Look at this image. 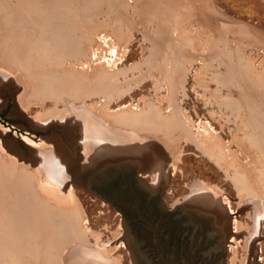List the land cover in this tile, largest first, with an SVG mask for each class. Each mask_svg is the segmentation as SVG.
<instances>
[{
    "label": "rangeland",
    "instance_id": "1",
    "mask_svg": "<svg viewBox=\"0 0 264 264\" xmlns=\"http://www.w3.org/2000/svg\"><path fill=\"white\" fill-rule=\"evenodd\" d=\"M0 1V264H62L74 246L92 264H264V0ZM50 6L60 40L39 46ZM81 120L161 164L101 192L69 181L84 237L64 244L22 187L44 178L37 146L77 156ZM203 184L223 202L213 225L178 206Z\"/></svg>",
    "mask_w": 264,
    "mask_h": 264
},
{
    "label": "bare ground",
    "instance_id": "2",
    "mask_svg": "<svg viewBox=\"0 0 264 264\" xmlns=\"http://www.w3.org/2000/svg\"><path fill=\"white\" fill-rule=\"evenodd\" d=\"M22 1V0H21ZM39 1V0H38ZM43 1V0H41ZM1 2V1H0ZM24 2V1H23ZM47 2L44 0V3ZM51 3V1H48V3ZM54 4L55 3H59L58 0H53ZM2 3V2H1ZM28 3V0L25 2ZM40 3V2H39ZM44 3H42V5L44 6ZM47 4L48 5H50ZM21 4V3H20ZM24 6V3H22ZM29 4V3H28ZM36 4V3H34ZM63 4V3H62ZM141 4V3H140ZM203 4V3H202ZM26 5V4H25ZM30 5V4H29ZM28 5V7H29ZM37 5V4H36ZM41 5V6H42ZM206 5V3H205ZM203 4V6H205ZM31 6V5H30ZM63 6V5H62ZM26 7V6H25ZM46 7V6H45ZM51 8H53L52 6H50ZM208 7V6H207ZM22 8V7H21ZM32 9V7H30ZM29 8V9H30ZM35 8V7H34ZM33 8V9H34ZM49 8V7H47ZM60 8V7H59ZM152 8V7H151ZM206 8V7H205ZM209 8V7H208ZM207 8V9H208ZM30 9V10H31ZM142 9V8H141ZM35 10V9H34ZM61 10V9H60ZM54 11H58V9L53 8L52 11H44L41 13H36V17L32 23L30 27L32 28L34 34L36 35V41L39 42V46L42 44H44V42H46L47 40H50L51 37L55 36V41L60 40V38L58 37L57 33L58 31L54 30L53 28L56 26V24H58L60 21H56L54 20V16H52V12ZM28 12V11H26ZM32 13V11H30ZM36 12V11H35ZM139 12V11H138ZM144 12V11H143ZM34 13V12H33ZM155 15V13H153ZM213 15V14H212ZM25 18V17H24ZM155 18V16H154ZM203 19V18H202ZM157 20V19H155ZM158 21V20H157ZM206 22V21H205ZM203 23V22H202ZM207 24V23H206ZM206 24L204 25L206 28ZM162 25V24H161ZM212 25V24H210ZM228 26V25H227ZM230 26V25H229ZM161 27V26H160ZM218 27V26H217ZM204 28V27H203ZM219 28V27H218ZM232 28V27H231ZM237 28V27H236ZM30 29V28H29ZM162 29V28H161ZM209 29V28H208ZM236 30V29H235ZM165 31V30H163ZM203 31V30H202ZM24 33V32H23ZM25 34V33H24ZM27 34V33H26ZM218 34V33H217ZM23 35V34H22ZM21 35V36H22ZM29 35V34H28ZM161 35V34H160ZM51 36V37H50ZM24 37V35H23ZM27 37V36H26ZM70 39V38H69ZM84 39V38H83ZM86 39V38H85ZM210 41V40H209ZM71 42V41H70ZM69 42V44H70ZM249 42V41H248ZM23 43V42H22ZM84 43V42H83ZM172 43V42H171ZM162 44V43H161ZM160 45V44H158ZM67 46V45H66ZM162 46V45H161ZM161 46H158V48H160ZM207 46V45H206ZM215 46V45H214ZM70 47V46H69ZM156 46H154L155 48ZM181 48V47H180ZM217 48V47H216ZM184 49V48H183ZM182 49V50H183ZM210 49V48H209ZM77 50V49H76ZM156 50V49H154ZM181 50V51H182ZM211 50V49H210ZM159 51V49H158ZM81 53V52H80ZM84 54V53H83ZM182 56V55H181ZM27 59V58H26ZM5 75V73H2ZM63 76V75H62ZM56 77V76H55ZM69 77L68 75H66V78ZM259 77V76H258ZM58 78V77H57ZM69 79V78H68ZM48 80V79H47ZM49 81V80H48ZM33 83V82H32ZM31 83V84H32ZM28 84L29 81H28ZM29 88V87H28ZM46 95V94H45ZM49 97V96H48ZM263 110V109H262ZM261 111V110H260ZM253 115V113H251ZM250 115V114H249ZM248 115V116H249ZM257 116V115H255ZM254 117V115H253ZM150 118V117H149ZM251 118V117H250ZM249 118V119H250ZM258 119V118H257ZM248 120V119H247ZM259 120V119H258ZM82 125H81V134L82 137H79L77 140L80 142V146L82 148H86L87 150L91 148V146H93V151L97 152H103V150H106L105 152H107V150L109 148L114 149L116 145L123 146L125 148L129 147V149L133 150V151H139L142 155H143V161L145 162V166L148 167L147 164V159H149L147 156L148 155H152L151 156V162L149 166H154V168H160V164H161V158L159 157V154H157L155 151L151 150L152 147H150V149L147 148V145H136L133 143H126L125 145L116 143L112 137H110L109 135L105 134V133H101V131L99 129H95L93 122L88 123L87 120H81ZM249 121V120H248ZM261 121V120H260ZM264 121V120H262ZM251 122V121H249ZM248 123V122H247ZM248 125V124H247ZM253 126V125H252ZM251 126V127H252ZM100 128V127H98ZM263 128V127H262ZM102 130V129H101ZM87 136V137H86ZM258 136V135H257ZM260 137V136H259ZM260 139V138H259ZM258 141V140H257ZM40 144V143H39ZM262 145V144H261ZM37 146V145H36ZM43 146V147H42ZM42 146H37V154H38V163L41 166V171H44V178L40 180V185H42L43 189L41 187H37L35 186L34 188L28 189V187H22V189L24 190V192L28 193V196L30 195L33 199L36 200L34 201V205L36 207V211L38 212V215L40 216V219H42V221L44 222L45 225H43L44 227V235H46L45 237L47 238V240H49L51 238V234H54L56 232H63L60 235V242H63L65 244V242L67 241V238H71L69 237V233H67L68 231H72L71 233L74 234L73 238L76 239L78 238L80 241H82L84 236L81 235H76L74 232L77 231L76 229H74V225L72 223V217L67 214L66 211L63 210L62 205L64 204V202L66 201L65 197H61L58 195V193L63 192L64 194H70V188L67 186V184H69V179H70V173L72 172V169L74 168V158L72 157L71 153L69 152L70 148L68 147V145H65V147L67 148H63L61 149V147L57 144V142H52L49 144H44ZM96 148V149H95ZM86 149H83L86 151ZM153 149V148H152ZM171 151V150H170ZM36 162V163H37ZM163 164V163H162ZM164 166V164H163ZM162 166V167H163ZM162 169V168H161ZM144 170V169H143ZM172 171H170L171 173ZM235 172V171H234ZM142 173H144V171H142ZM159 174V173H158ZM18 177V176H17ZM242 179V177H241ZM245 182V181H244ZM34 183V182H33ZM196 184V183H195ZM28 186V185H27ZM8 187V186H7ZM17 187L20 188L19 184L17 185ZM9 188V187H8ZM13 189H16L14 187H12ZM17 188V189H19ZM12 189V190H13ZM21 190V189H20ZM43 190H45V195L43 194ZM10 191V190H9ZM17 191V190H16ZM196 194L194 195H190L188 196L189 200L191 202H197L201 205H203L204 208H206L207 210H210L212 213H214L215 216V208H219L220 206L219 204L215 205V207H213V201H218L219 199H214L211 195H213V190L210 187H206L205 184L199 186L196 190H194ZM11 192V191H10ZM257 192V191H256ZM12 194V193H10ZM219 194V193H218ZM36 195V196H35ZM66 195V194H65ZM220 195V194H219ZM213 199V200H211ZM23 202V201H22ZM219 202V201H218ZM17 203V202H16ZM220 205L223 208V205L221 203H223L222 201L219 202ZM21 204V203H20ZM19 205V204H18ZM16 208V207H14ZM21 210V209H20ZM19 210V211H20ZM17 211V210H16ZM215 211V212H214ZM28 213V212H27ZM227 213L228 210H227ZM25 214V213H23ZM63 215V216H62ZM60 216V217H59ZM229 216V215H228ZM57 217H59L58 219H56ZM54 219L53 221L56 223H54L53 225L50 224L49 219ZM227 218V215H226ZM50 219V220H51ZM217 220V219H216ZM35 221V220H34ZM219 222V220H217ZM38 224V223H37ZM57 226V231L54 230V228L56 227H52V226ZM28 226V225H27ZM23 229V228H22ZM27 229V228H26ZM258 229V227H257ZM29 231V230H28ZM67 231V232H64ZM22 233V232H21ZM28 233V232H27ZM32 233V232H31ZM79 234V232H78ZM33 235V234H32ZM78 236V237H76ZM27 238V236H26ZM72 238V239H73ZM30 239V238H28ZM71 239V241H72ZM73 239V240H74ZM34 240V239H33ZM36 240V239H35ZM70 240V239H68ZM65 241V242H64ZM78 241V240H77ZM26 242V241H25ZM34 242V241H33ZM19 243V242H18ZM32 243V241H31ZM22 244V243H21ZM72 244V243H71ZM29 246V245H28ZM65 246V245H64ZM84 246V245H83ZM86 246V244H85ZM84 246V247H85ZM18 247H22V246H18ZM25 247V246H24ZM75 247V246H74ZM72 247L70 252V256L68 260H62V264H92L88 261V257L92 258L88 253L82 255L81 252L79 251V249L77 248L78 246H76L75 248ZM23 248V247H22ZM35 248V247H34ZM16 249V248H15ZM70 249V248H68ZM67 249V250H68ZM31 250V249H30ZM52 250V249H51ZM55 250V249H54ZM36 251V248H35ZM40 251V249H39ZM61 251V250H60ZM89 250H86V252H88ZM32 252V250H31ZM63 252V251H62ZM66 252V251H65ZM64 252V253H65ZM27 253V252H26ZM26 253L24 255H26ZM34 253V252H33ZM32 253V254H33ZM38 253V252H37ZM54 253V252H52ZM63 253V254H64ZM67 253V252H66ZM35 254V253H34ZM39 254V253H38ZM37 254V255H38ZM68 254V253H67ZM22 255V254H21ZM29 256V254H28ZM34 256V255H33ZM42 255H39V257H41ZM60 256V255H58ZM62 256V255H61ZM30 257V256H29ZM64 257V255L62 256ZM15 258V257H14ZM25 258V256H24ZM55 258V257H54ZM33 259V257H32ZM38 259V258H37ZM40 259V258H39ZM45 259V258H44ZM47 259V258H46ZM45 259V260H46ZM53 259V258H52ZM28 260V259H27ZM30 260V259H29ZM43 260V261H45ZM49 260V259H47ZM51 260V259H50ZM5 261V260H4ZM3 261V262H4ZM17 261V260H15ZM22 261V260H21ZM32 261V260H31ZM6 262V261H5ZM94 262V261H93ZM19 263V261H18ZM27 263V262H26ZM33 263V262H32ZM41 263V262H40ZM20 264V263H19ZM22 264V263H21ZM24 264V263H23ZM31 264V263H29ZM47 264V263H46ZM136 264V263H135Z\"/></svg>",
    "mask_w": 264,
    "mask_h": 264
},
{
    "label": "water",
    "instance_id": "3",
    "mask_svg": "<svg viewBox=\"0 0 264 264\" xmlns=\"http://www.w3.org/2000/svg\"><path fill=\"white\" fill-rule=\"evenodd\" d=\"M77 143V156L71 154L75 165L70 173L69 181L84 182L91 189L99 192L102 191V187H116L123 175L132 176L133 179L137 178L142 183L139 177L144 174L142 171L145 162L143 161V155L139 151L116 145L114 149L109 148L107 152H105L106 150L95 152L93 151V146L87 150L85 147L82 148L80 146L79 141ZM83 149H86V151ZM147 190L151 193L156 192L151 185L147 186ZM178 206L184 207L195 222L202 220L212 224L211 221L214 214L199 204L198 201L191 202L189 199H185ZM218 232L216 230V233Z\"/></svg>",
    "mask_w": 264,
    "mask_h": 264
},
{
    "label": "crops",
    "instance_id": "4",
    "mask_svg": "<svg viewBox=\"0 0 264 264\" xmlns=\"http://www.w3.org/2000/svg\"><path fill=\"white\" fill-rule=\"evenodd\" d=\"M254 31H258V30H255V29H254ZM258 32H259V31H258ZM261 33H262V32H261Z\"/></svg>",
    "mask_w": 264,
    "mask_h": 264
}]
</instances>
